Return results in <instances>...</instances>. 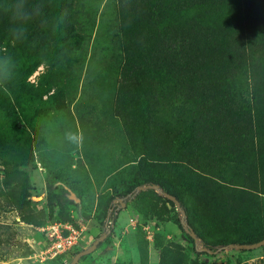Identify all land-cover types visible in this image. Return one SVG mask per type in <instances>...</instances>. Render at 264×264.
I'll use <instances>...</instances> for the list:
<instances>
[{"label": "trees", "instance_id": "16d2710c", "mask_svg": "<svg viewBox=\"0 0 264 264\" xmlns=\"http://www.w3.org/2000/svg\"><path fill=\"white\" fill-rule=\"evenodd\" d=\"M113 1L115 48L108 64L85 72L84 115L77 104L68 109L83 42L74 24L76 0H0V58H11L13 74L0 85V168L11 208L20 222L38 225L25 213L32 186L23 168L33 162V148L43 147L53 168L52 180H44L48 213L64 215V187L53 180L80 184L71 188L77 196L84 186H101L111 223L131 201L147 214L159 191L177 202L160 198L178 211V230L194 244L186 230L192 231L201 243L199 254L259 242L264 0ZM21 4L28 19L19 16ZM21 26L24 36L16 39L12 31ZM39 66L45 70L29 82ZM41 125L48 126L45 140L37 134ZM164 167L173 174L165 176ZM128 169L135 174L125 179ZM145 247L140 238L143 259ZM182 261L179 252L160 248L159 264Z\"/></svg>", "mask_w": 264, "mask_h": 264}, {"label": "rangeland", "instance_id": "374dc122", "mask_svg": "<svg viewBox=\"0 0 264 264\" xmlns=\"http://www.w3.org/2000/svg\"><path fill=\"white\" fill-rule=\"evenodd\" d=\"M113 2V0H76L75 2L74 24L76 31L82 35L83 42L73 75L76 94L75 100L68 106L71 112H74L77 104L78 110L87 115L89 109L83 105L86 95L81 93L83 88H85L84 94L89 93L88 88L85 87V72L88 69H99L110 62V54L115 48L112 39L116 23ZM44 70L43 66H39L27 80L34 82ZM95 123L97 122L89 125ZM38 127L37 134L45 140L49 136L45 129L48 126ZM32 156L33 162L23 168L32 186L27 198L29 211L25 213L30 212L37 219V226L26 225L19 221L18 212L11 208V199L7 196L9 188H5L2 184L0 168V264H68L75 252L87 248L97 236L102 234H107L104 238L107 240L77 264H143L142 260H145V264H159L160 248L179 252L183 264H264V245L245 252L224 249L214 255L199 254L201 243L198 241L194 244L190 243L186 235L173 224V220L178 218V211L170 208L160 199L163 196L159 191H155L156 200L147 210V214L137 212L136 203L131 201L127 206L120 205L115 220L111 223L105 221L104 215L107 210L98 196L103 193L99 191L102 187L95 186L91 181V186H84L88 190L84 192L86 198L83 202L74 204L69 199L73 198L70 191H61L59 196L64 215H59L56 209L48 213L44 202V180L45 178L52 180L53 168L48 158L43 155V147L39 151L33 148ZM72 158L75 159L76 154L73 153ZM44 164L48 166L45 168ZM164 168L165 176L173 174V168ZM128 173L125 179L134 175L135 170L128 169ZM53 182L57 188L60 186L69 189L82 188L80 184L63 181V185H58L57 181L53 180ZM94 199L98 202L93 208ZM62 217H67L66 223L73 229L82 230L80 241L72 251L50 258L45 253L51 245V239L46 236L45 228L53 223L63 224ZM140 238L146 243L145 259L141 258L139 250Z\"/></svg>", "mask_w": 264, "mask_h": 264}, {"label": "built area", "instance_id": "2783aa9c", "mask_svg": "<svg viewBox=\"0 0 264 264\" xmlns=\"http://www.w3.org/2000/svg\"><path fill=\"white\" fill-rule=\"evenodd\" d=\"M45 231L46 236L51 239L49 250L45 252L50 258L72 251L82 233L81 229H73L68 224L55 223L46 226Z\"/></svg>", "mask_w": 264, "mask_h": 264}, {"label": "water", "instance_id": "95a60500", "mask_svg": "<svg viewBox=\"0 0 264 264\" xmlns=\"http://www.w3.org/2000/svg\"><path fill=\"white\" fill-rule=\"evenodd\" d=\"M147 188H150V189H153V190H157L158 189V187L156 185L148 186ZM142 189H143V187L137 188V190H142ZM162 196H163V198H165L168 201H171L172 203H174L175 206H177V202L175 201V199L172 196H169L167 194H163ZM186 231L189 234L190 238H192V240L194 242H196L197 239L195 238L193 232L190 231V230H186ZM106 235L107 234H102L101 236H99L97 238V240L93 241V243L90 244L87 248L76 252L72 256V258H71V260H70V262L68 264H76L80 257H83V256L91 254L95 250L98 242H102L104 240V238L106 237ZM263 245H264V238L262 240H260L259 242H257V243H253V244H249V245H229L227 247V249L252 250V249H255V248H259V247H261ZM201 250H204V249H201Z\"/></svg>", "mask_w": 264, "mask_h": 264}, {"label": "clouds", "instance_id": "9594fccd", "mask_svg": "<svg viewBox=\"0 0 264 264\" xmlns=\"http://www.w3.org/2000/svg\"><path fill=\"white\" fill-rule=\"evenodd\" d=\"M15 8V5H14ZM15 15H17L15 13ZM19 16L28 19V13L24 12L23 4H21ZM13 36L16 39H22L24 36V28L17 27L12 31ZM13 79L12 68H11V58L10 57H2L0 58V85H6Z\"/></svg>", "mask_w": 264, "mask_h": 264}, {"label": "crops", "instance_id": "0c3cea01", "mask_svg": "<svg viewBox=\"0 0 264 264\" xmlns=\"http://www.w3.org/2000/svg\"><path fill=\"white\" fill-rule=\"evenodd\" d=\"M63 189V191H67V192H69L70 191V193L73 195V198H69V199H71L72 201H73V203L74 204H78V203H80V201L81 202H83L84 201V198H86L85 196H84V194L83 195H80V196H77V195H75V193L71 190V188L69 189V188H62ZM90 189V188H89ZM94 189V188H93ZM96 189V188H95ZM88 190V189H87ZM94 191V190H93ZM99 191H100V189H99ZM95 196H97V195H95ZM59 200H61V199H59ZM115 200H117V199H115ZM115 200H114V202H115ZM44 202H45V191H44ZM96 204H97V201H96V199H94V203H93V208L96 206ZM76 219V218H75ZM77 220V219H76ZM63 224H67L66 222H64Z\"/></svg>", "mask_w": 264, "mask_h": 264}]
</instances>
